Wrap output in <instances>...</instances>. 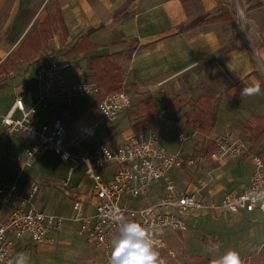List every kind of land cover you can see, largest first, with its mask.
<instances>
[{
    "label": "crops",
    "instance_id": "crops-1",
    "mask_svg": "<svg viewBox=\"0 0 264 264\" xmlns=\"http://www.w3.org/2000/svg\"><path fill=\"white\" fill-rule=\"evenodd\" d=\"M239 1L246 13L264 7V0ZM236 3L234 0H0V91L3 90L0 114L12 107L20 92L24 94L26 107L33 103L41 92L37 69L43 62L77 63L85 69L83 80L94 85L96 92L75 94L71 101L53 99L47 108H51L53 117L46 121L36 118V113L33 116L36 123L51 124L59 119L68 140L80 121L96 117L100 94L116 91L113 87L119 86L131 96V107L110 124L101 125L82 151L88 152L101 142L119 144L133 132L152 130L160 135L164 149L179 154L183 161V166L169 171L170 179L180 191L200 193L210 202H218L230 190L242 192L252 175L251 159L241 156L219 162L211 159L208 152L211 139L218 133H231L242 139L250 134L244 139L249 147L258 133V127L253 128L255 117H264V46L252 42V48H247L241 41L237 47L222 48L217 31L199 30L206 23L232 20ZM195 20L199 21L187 27ZM14 54L21 58L14 59ZM102 57H108L110 62H102ZM95 70L103 73L101 80L93 79ZM257 84L259 94L242 96L245 87ZM146 97L152 103L139 106ZM150 111L152 114L147 116ZM19 115L18 111L13 112L14 117ZM206 118L210 119L207 133ZM179 136H183L182 141ZM34 142L22 131L8 133L0 126V145L5 151L4 160L8 161L0 185L17 182L21 188L26 177L37 178L34 206L45 213L61 214L66 221L61 231L53 235L52 244L31 243L26 236L19 239L12 264L30 248L35 253L29 261L52 262L59 244L87 241L78 235V225L70 219L75 200L80 201L83 214L94 213L91 181L85 177L82 163L70 171L71 164L62 161L67 165L64 176L52 171L46 156L40 157L48 151L34 157L30 166H21L25 149ZM263 143L264 138L251 154H257ZM111 172L112 167L100 171L104 179ZM74 173L76 176L71 179ZM163 184L162 180L152 183L146 196L130 200L129 205L156 202L162 196ZM223 214L229 223L244 215L256 223L257 229L264 228V224L260 225L264 212L257 208L249 212L215 210L189 216L187 230L165 231L164 241L166 245L171 242L177 245L180 241L185 256L200 255L212 262L217 259L216 251L208 257L191 249L188 241H196L198 233H202L197 241L209 247L215 241L211 247H216V240L209 241L208 234L215 238L231 234L236 238L243 237L245 229L251 231L248 236L254 233L253 228L243 223L228 233L190 231L189 223L196 218ZM238 229L242 231L236 233ZM188 230L192 239L182 242Z\"/></svg>",
    "mask_w": 264,
    "mask_h": 264
},
{
    "label": "built area",
    "instance_id": "built-area-1",
    "mask_svg": "<svg viewBox=\"0 0 264 264\" xmlns=\"http://www.w3.org/2000/svg\"><path fill=\"white\" fill-rule=\"evenodd\" d=\"M83 66L67 60L43 62L37 69L41 92L26 107L24 94L18 93L12 107L0 114V126L8 133L24 132L34 138V144L25 149L21 166H30L34 157L48 151L63 162L71 164L70 171L79 163L84 175L91 181L95 198L94 213L83 214L77 199L72 204L71 220L77 223L79 236L93 243L100 251L103 262L108 264L112 241L118 235L119 224L114 216L140 224L148 232L154 247L166 245L165 231L185 232L186 219L181 215H200L208 211L238 212L259 209L264 212V161L253 154L252 175L242 192H224L218 202H210L200 194L180 191L169 177V171L180 167L179 154L167 152L160 135L152 130L133 132L124 142L112 144L101 142L88 152L82 151L96 130L114 121L132 105L131 96L123 89L104 94L96 102L97 115L78 123L69 139L63 123L56 119L51 124L36 123L33 116L47 109L53 99L71 101L78 93L96 92V87L83 80ZM18 111L19 117L13 112ZM183 140V136H179ZM214 147L209 157L224 162L248 152L246 141L230 133L213 138ZM112 167L104 179L101 169ZM163 181L160 199L151 204L129 205L130 200L146 196L148 186ZM64 181L63 184H65ZM38 183L26 177L21 188L17 182L0 185V264H12L19 239L26 236L31 243H54L53 235L61 231L66 218L57 213H45L33 203Z\"/></svg>",
    "mask_w": 264,
    "mask_h": 264
},
{
    "label": "rangeland",
    "instance_id": "rangeland-1",
    "mask_svg": "<svg viewBox=\"0 0 264 264\" xmlns=\"http://www.w3.org/2000/svg\"><path fill=\"white\" fill-rule=\"evenodd\" d=\"M231 1L233 2V0ZM234 1H236L237 3L235 4V7H233L232 9V13L234 14V18H232V20L220 21L218 23H206L204 26L199 28V30L201 32L209 31V30L217 31L220 34L219 38L221 40V44H223L222 48L231 49L233 47H237L239 43H241V41L243 45L247 48H252L251 45L252 42L255 43L258 42L261 43L262 46H264V7L257 9L254 12L246 13L243 11L242 6H240L239 4L240 1L239 0H234ZM255 34H257L258 36ZM254 56L256 58L258 57L257 55ZM227 73L228 76L232 80H234V78L230 75L231 72L229 70H227ZM227 83H229V81H227ZM120 90L122 89H117L116 91H120ZM0 92L3 93V90ZM52 117H53V113L51 112V108L45 111H38L36 114V118H42L45 119L46 121ZM231 135L241 140L250 137V134L249 135L247 134L246 136L244 135L243 139L237 135H233V134ZM213 138L211 139V142L213 141ZM167 145L168 147H170V144L167 143ZM0 152H2L3 154L0 156V181H1L2 177L7 173L8 161L5 162L4 160L6 156H5V151L3 152L1 145H0ZM252 155L253 154H251L248 150V152L246 153L244 152L243 154L237 157L242 156V158L251 159ZM45 156L48 159V165L50 166L52 171L64 174V176L67 175V165L64 164L62 161H60L57 155L49 152L40 157H45ZM250 163H251L250 164L251 168L253 170L252 159ZM250 165H247V167H249ZM38 166L39 163L37 164L36 167ZM75 176L76 173H74L71 179H73ZM34 181H36V183H39L38 179L35 177H34ZM181 216L185 219H189L188 215H181ZM227 218L228 217L224 216V214L220 217L208 216L207 218H196L194 221H191L189 223L190 231L201 229V230H206L207 232L228 233L232 231L235 228V226H238L239 224L243 223L245 226L249 225V228L251 229L253 228L252 229V231L254 232L253 235L248 236V233L250 234L251 231H248L247 229H245L246 232L243 237H236V238L231 234H224L223 237L218 236L216 238L208 234V236L206 237L209 239V241L212 239L216 240V247L215 246L209 247L208 245L203 244L201 241H197L200 240L203 236L202 233H198V235L196 236L197 239L196 241H188L191 249L193 248L195 251L201 254H208V257H210V255L215 253L216 251L218 253L217 259L223 256L229 250L237 251L240 255V258L246 257L256 252L261 246V244L264 243L263 226L262 227L260 226L257 229L256 223L250 222L249 220H247V218L244 215H239L237 217L238 218L237 221H234L233 223H229ZM260 222H261L260 225L264 224V219H262ZM190 231L189 233H186L187 236L185 234L184 238L182 239V242H184V240L192 239L190 235ZM241 231L242 229L240 230L238 229L236 233H240ZM171 243H170L171 245L167 244L160 248L154 247V250L159 253V259L163 260L164 264H185L186 261H189L191 259L190 254H189L190 256H185V253L183 254V252L180 250V245H179L180 241H177V245L176 244L174 245V242ZM34 253H35L34 250L30 248L27 251L26 255L24 253L21 254H24L25 256H27V258L31 257V259H33ZM215 260H213L212 263ZM51 261L52 262H33V261L31 262L28 260V264H100L103 262V257L100 251L94 246V244H92L89 241H84V242L78 241L77 243L76 241H74L73 243L68 241V243L59 244L57 246L56 253L52 255Z\"/></svg>",
    "mask_w": 264,
    "mask_h": 264
},
{
    "label": "clouds",
    "instance_id": "clouds-1",
    "mask_svg": "<svg viewBox=\"0 0 264 264\" xmlns=\"http://www.w3.org/2000/svg\"><path fill=\"white\" fill-rule=\"evenodd\" d=\"M260 86L245 87L242 96L259 94ZM114 221L119 224L118 235L112 241V251L108 264H164L159 259V253L154 250V242L148 232L140 224L129 222L122 216H114ZM15 264H28V258L19 254ZM213 264H242L240 255L235 250L227 251Z\"/></svg>",
    "mask_w": 264,
    "mask_h": 264
},
{
    "label": "trees",
    "instance_id": "trees-1",
    "mask_svg": "<svg viewBox=\"0 0 264 264\" xmlns=\"http://www.w3.org/2000/svg\"><path fill=\"white\" fill-rule=\"evenodd\" d=\"M198 21L199 20H195L193 23H189V25H187V27L196 24ZM180 29H182V27H180ZM12 57L14 59L21 58L19 54H14ZM101 59H103L102 62H110L108 57H102ZM1 70H2V67H0V71ZM102 75H103L102 72L95 70L92 77H93V79L98 78L99 80H101ZM113 88L117 90L120 87L115 86ZM108 92L109 91H103V93L100 94V97L103 96L104 94L108 93ZM149 103H152V100L150 97H146L145 99L141 100L138 105L142 106L144 104H149ZM146 114H147V116H149L152 114V111H150L149 113H146ZM147 116H146V118H147ZM206 119L204 121L205 125H206V126H204V132L205 133H207L209 131V124H210V119H207V120ZM255 121L256 122H254L255 125H254L253 129L258 127V133H256L250 141V147H249L250 153H252L256 150V148L259 146V144L261 143V141L264 138V117H255ZM251 124L252 123L250 122V125ZM249 128H251V127L249 126ZM213 147H214V143L212 141V142H210V149H209L208 154H210ZM257 155L264 161V143H263L262 147L259 149V151L257 152ZM214 244H215V241H212L211 246ZM190 257H191V259L189 261H186L185 264H213L210 260L204 259L200 255H191ZM241 260H242V264H264V244H262L256 252H254L253 254H250L246 257L241 258Z\"/></svg>",
    "mask_w": 264,
    "mask_h": 264
}]
</instances>
